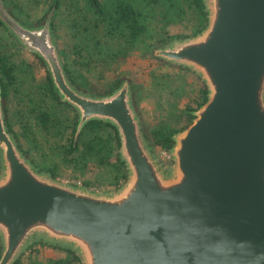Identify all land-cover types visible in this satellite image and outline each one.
I'll use <instances>...</instances> for the list:
<instances>
[{
    "label": "water",
    "instance_id": "95a60500",
    "mask_svg": "<svg viewBox=\"0 0 264 264\" xmlns=\"http://www.w3.org/2000/svg\"><path fill=\"white\" fill-rule=\"evenodd\" d=\"M0 19L39 55L61 100L78 118L111 122L128 169L125 183L97 192L39 170L7 129L0 85V264L34 239L73 248L83 264H264V0H202L206 26L153 48L187 66L206 100L173 134V169L155 157L128 79L93 94L67 77L51 14L34 26L0 0Z\"/></svg>",
    "mask_w": 264,
    "mask_h": 264
},
{
    "label": "trees",
    "instance_id": "16d2710c",
    "mask_svg": "<svg viewBox=\"0 0 264 264\" xmlns=\"http://www.w3.org/2000/svg\"><path fill=\"white\" fill-rule=\"evenodd\" d=\"M72 3L74 10L83 9L95 27L94 32L98 30L122 37L124 50L142 40H145V49L150 50L169 39L194 35L207 24V12L202 0H72ZM61 4V0H50L48 7L35 23L34 21L28 23L19 16L14 10V2H9L5 8L21 23L34 26L42 23V17L47 16L50 10L55 14ZM172 23H183L188 31L172 35L167 31L169 24ZM0 26L7 29L1 19ZM53 30L51 18V32ZM31 53L45 67L46 72L39 82L30 84L21 97L20 72H16L12 62L0 53L2 107L7 129L13 134L18 147L34 166L50 174L54 179L59 174L56 159L60 157L62 161L77 169L78 175H84L91 167L97 169L94 177L83 179L82 186L88 188L92 185L101 191L118 189L127 180L128 169L119 154L120 141L116 127L109 121L92 118L84 123L74 141L77 111L71 104L60 99L43 59L36 53ZM156 59L165 62L163 59ZM62 62L69 80L77 88L88 93H108L122 80L114 78L99 82L86 73L74 76L67 62L63 59ZM181 67L196 77L193 70L187 66ZM31 72L27 70L30 77ZM168 74V72H153L152 82L158 92L165 84L161 78L167 77ZM167 84L174 93L172 101L169 102L167 116L155 115L152 122H144L145 124L140 120L144 135L152 149L157 147L170 150L174 144L173 134L191 122L192 110L199 107L207 97V89L203 82L193 89V93L188 92L185 82L174 84L167 82ZM10 91L12 94L16 92L20 97V104L9 114L7 100ZM182 97H186L187 101L180 103ZM133 102L135 105L134 92ZM25 138L29 144L33 142L35 152L32 153L30 148L24 146ZM45 246L61 249L62 253L44 252L42 248ZM12 264H83V262L73 248L36 238Z\"/></svg>",
    "mask_w": 264,
    "mask_h": 264
},
{
    "label": "rangeland",
    "instance_id": "374dc122",
    "mask_svg": "<svg viewBox=\"0 0 264 264\" xmlns=\"http://www.w3.org/2000/svg\"><path fill=\"white\" fill-rule=\"evenodd\" d=\"M9 2H14V10L20 17L26 19L28 23H33V21L35 23L48 7L50 0H2V4L6 8ZM61 2L62 4L58 7L55 14L52 10L51 18L54 27L52 35L61 58L67 62L71 73L74 76L79 73H86L93 80H98L99 82L110 81L114 78L128 79L131 90L134 92V106L143 123L152 122V118L155 115L160 117L167 116L169 102L174 97V93L170 90L167 82L172 84L185 82L189 93H193V89L202 82L195 72L196 77L184 70L181 67L183 65L168 61H158L157 57L153 55V49H145V40L124 50L122 37L116 34H105L98 30H95V33L94 25L82 8L74 10L72 0H61ZM45 17H42L41 22L45 20ZM167 31L174 35L177 32H186L188 30L183 26V23H172L169 24ZM10 32L8 28L0 26V53L12 62L16 72H20L21 85L19 86V92L21 97V94H25L28 90L30 84H35L44 77L46 70L32 55V51L23 46L14 34ZM23 69L26 71H23ZM27 70L32 71L31 77ZM155 71L169 73L167 77L161 78V81L165 84L162 89H159V92L152 82V75ZM11 91L7 100V111L9 114L20 104V97L16 92L12 94ZM186 101V97L180 99V103ZM34 128L37 130L35 125ZM24 146L30 148L32 153L35 152L33 142L29 144L26 140ZM151 150L154 151L156 160L165 169L174 168L175 159L170 150L157 147H153ZM56 160L59 165V174L56 179L63 183L82 186L83 179L94 177L97 174V169L91 167L84 175H78V170L62 161L60 157ZM88 189L106 192L92 185ZM26 247L22 252L25 251ZM42 250L48 253H62L61 249H54L48 246L43 247Z\"/></svg>",
    "mask_w": 264,
    "mask_h": 264
}]
</instances>
